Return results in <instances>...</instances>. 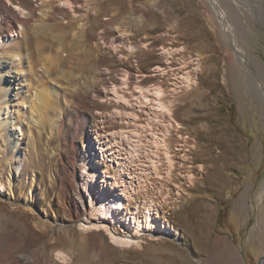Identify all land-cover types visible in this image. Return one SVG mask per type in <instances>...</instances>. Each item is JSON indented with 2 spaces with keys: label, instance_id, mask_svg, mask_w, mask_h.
<instances>
[{
  "label": "rangeland",
  "instance_id": "1",
  "mask_svg": "<svg viewBox=\"0 0 264 264\" xmlns=\"http://www.w3.org/2000/svg\"><path fill=\"white\" fill-rule=\"evenodd\" d=\"M256 4L0 0V99L7 68L29 73L23 90L13 84L12 100L0 101L3 116L9 107L20 115L19 124L0 123V264L262 262L264 10ZM152 88L167 109L139 98ZM7 127L11 141H23L22 167ZM103 185L131 220L151 211L172 233H127L118 216L112 225L98 217ZM114 232L131 242H114Z\"/></svg>",
  "mask_w": 264,
  "mask_h": 264
},
{
  "label": "bare ground",
  "instance_id": "2",
  "mask_svg": "<svg viewBox=\"0 0 264 264\" xmlns=\"http://www.w3.org/2000/svg\"><path fill=\"white\" fill-rule=\"evenodd\" d=\"M257 1V7L259 8V10L260 11H262V10H264L263 8V2H262V0H256ZM67 2V1H66ZM69 2V1H68ZM68 2H67V4H68ZM73 2H74V0H73ZM46 3H48V2H46ZM45 4V3H44ZM69 4H70V2H69ZM48 5H49V3H48ZM47 6V5H46ZM52 13H53V11H51ZM51 12L50 13H48V14H51ZM47 15V14H46ZM51 15H53V14H51ZM48 17H50V15L48 16ZM53 18V16L51 17V19ZM54 19V18H53ZM55 20V19H54ZM54 20H53V22H54ZM52 22V23H53ZM25 23H27V22H25ZM52 27V26H51ZM25 33V32H24ZM38 35H39V32H38ZM38 43V42H37ZM18 47V46H17ZM8 51V50H7ZM9 52V51H8ZM16 53V52H15ZM17 54V53H16ZM15 54V60H19V61H21V59H22V57H21V55L19 56V55H16ZM56 62H58V61H56ZM8 67V66H7ZM5 74L8 76L7 77V79H6V81H8L7 83H8V88L6 89V92H5V94L1 97V99H0V101L2 100V101H11L12 99L9 97V96H11L13 93L11 92V86L14 84L15 85V87H14V91L15 92H17L18 90H23V87L24 86H27V84H26V82H24L25 80H26V78L24 77V75H27V74H29L28 73V70H26V69H23V70H17V68H16V70L15 69H10V68H7L6 69V71H5ZM22 76H23V79H21L22 78ZM188 77V76H187ZM186 77V78H187ZM28 79V78H27ZM3 80H5V79H3ZM183 82V81H182ZM186 82V81H185ZM124 83H126L125 81H124ZM17 84L19 85V87H17ZM22 87V88H21ZM153 89V88H152ZM149 89V90H151L152 91V95H149V94H147V93H145L144 91H141V95H140V97L139 98H141V100L142 101H144V98L146 99L147 98V102H148V99L150 100V99H152V100H154V105L157 107V108H161V109H163V108H165V109H167L166 108V106L163 104V102H161V98H160V96L162 95V93H161V89H159V88H155V89ZM143 90V89H142ZM148 90V91H149ZM151 91H149V92H151ZM118 93V92H117ZM38 94V93H37ZM120 94V93H119ZM151 94V93H150ZM38 96V95H37ZM39 97V96H38ZM39 99V98H38ZM150 102V101H149ZM153 102V101H152ZM146 103V102H145ZM144 103V104H145ZM9 105V103L8 104H4V105H2V106H8ZM153 105V106H154ZM154 106V107H155ZM6 109V108H5ZM158 109V110H159ZM4 113L6 114L5 116H3L2 114H3V110H2V108L0 109V123L1 122H5L6 123V126H9V123H15V124H19L20 123V121H19V117H20V115L19 116H15L14 115V113H15V111H14V113H13V108L12 109H10V107L9 108H7L6 109V111H4ZM155 113H156V111H155ZM87 122V121H86ZM85 124V123H84ZM10 129H11V127H7L5 130H6V138H7V141L9 142V143H11L10 144V146L12 147V148H14L15 150H16V155H17V157H18V168L19 167H22L23 166V164H24V151H23V147H22V145H23V141H21V138H19V137H17L16 138V140L13 142V141H11V135H12V133L10 132ZM85 130V128H84V126H83V124H81L80 126H79V128L77 129V130ZM135 137V136H134ZM157 138V137H156ZM124 139H126V138H124ZM135 139V138H134ZM138 141V140H137ZM156 141H157V139H156ZM129 144L130 145H133V147H135V142H134V140L133 141H130L129 140ZM137 148V147H136ZM79 150H80V145L79 144H76V150L74 151V155L76 156H78L79 155ZM135 150V149H134ZM166 152V151H165ZM76 156V157H77ZM167 159H168V157H167ZM171 159V158H170ZM171 161V160H170ZM169 161V162H170ZM172 163V162H171ZM85 168H87L86 166H85ZM88 176L90 177V178H92L93 180L94 179H96L97 178V174H96V172L95 171H89V174H88ZM90 180V179H89ZM88 182V181H87ZM86 182V183H87ZM88 184V183H87ZM87 184H85V185H87ZM90 185V184H89ZM88 190V189H87ZM99 196H98V199H96V202H95V204H96V209H97V212L99 213V216L98 217H100V218H104V219H108V221H110V223H111V225L112 224H115L116 223V220H118L117 218L119 217V220H120V222L122 221V220H124V222L125 223H127V225H123L124 227H123V230L124 231H126L127 233H129V231L132 229L135 233H141V232H144V231H151L152 233H157V234H160V235H167V234H171L172 233V229H171V226H170V224L169 223H167V221L166 220H163V221H159L157 218H155V216H153L152 214H151V211H147L145 214H144V216L142 217V218H140V217H138V216H134V218H133V220H131L128 216H127V214L126 213H124L123 212V210H122V208H121V205H122V199L120 198L121 196H113V197H107L106 195H108V194H104L105 193V190H104V185H103V187L102 188H99ZM89 194V193H88ZM111 195V194H110ZM153 208V207H152ZM154 209V208H153ZM155 211V210H154ZM118 216V217H117ZM132 217V216H131ZM162 219V218H161ZM100 220H103V219H100ZM107 221V222H108ZM98 222V221H97ZM118 222V221H117ZM124 223V224H125ZM101 224V223H100ZM111 225H110V227H111ZM116 226V225H115ZM117 227V226H116ZM121 227V226H120ZM116 230H117V228H116ZM118 231V230H117ZM119 232V231H118ZM159 232V233H158ZM169 236V235H168ZM130 235H128V234H121V232L120 233H117V232H114L113 234H111V238H112V240L114 241V242H117V243H121V244H128V243H130L131 241H130ZM131 245V244H130ZM261 264H264V258H263V260H262V262H261Z\"/></svg>",
  "mask_w": 264,
  "mask_h": 264
},
{
  "label": "water",
  "instance_id": "3",
  "mask_svg": "<svg viewBox=\"0 0 264 264\" xmlns=\"http://www.w3.org/2000/svg\"><path fill=\"white\" fill-rule=\"evenodd\" d=\"M260 264H261V262H260Z\"/></svg>",
  "mask_w": 264,
  "mask_h": 264
}]
</instances>
